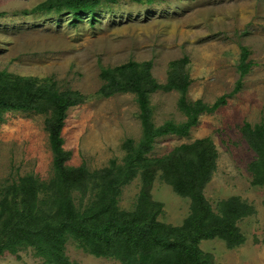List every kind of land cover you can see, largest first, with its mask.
Segmentation results:
<instances>
[{
  "label": "rangeland",
  "instance_id": "374dc122",
  "mask_svg": "<svg viewBox=\"0 0 264 264\" xmlns=\"http://www.w3.org/2000/svg\"><path fill=\"white\" fill-rule=\"evenodd\" d=\"M43 0H0V69L51 77L60 89L73 88L89 98L70 106L62 129L68 163L91 170L120 162L123 142L142 135L139 107L131 92L98 97L103 66L129 60H152L159 82L168 76L172 59L188 56L192 79L187 97L212 103L230 92L239 77L242 46L253 65L243 85L213 112H203L188 135L156 138L150 156L169 153L175 146L210 137L217 150L216 167L204 186L215 211L218 202L238 196L254 208L237 221L241 244L228 247L220 237L199 242L209 254L208 264H264V187L253 183L249 169L256 151L244 138L245 121H264V0H116L103 3L95 19L89 14L74 20L71 14L31 11ZM177 90L151 94L153 120L183 121ZM45 114L12 110L0 119V188L32 173L41 180L53 175V151L45 128ZM141 188L137 175L122 187L119 206L133 209ZM151 194L162 203L158 219L180 225L190 213V199L174 191L160 176ZM77 195V194H76ZM77 202V197H75ZM69 259L80 264H125L113 256H97L69 238ZM0 262L45 264L32 247L16 253L5 250Z\"/></svg>",
  "mask_w": 264,
  "mask_h": 264
},
{
  "label": "trees",
  "instance_id": "16d2710c",
  "mask_svg": "<svg viewBox=\"0 0 264 264\" xmlns=\"http://www.w3.org/2000/svg\"><path fill=\"white\" fill-rule=\"evenodd\" d=\"M114 1L43 0L31 11L68 13L74 20L89 14L93 21L103 3ZM249 54L248 48L242 46L234 88L212 103L188 99L192 79L186 55L169 62L165 82H159L153 75L152 60L103 66L102 84L95 95L133 93L139 107L142 135L139 140L132 137L124 140L122 161L112 158L108 166L92 170L84 163H68L70 152L64 148L62 135L69 107L85 101L89 95L78 89H60L51 77L0 69V119L12 110L45 114L54 171L48 180L28 173L0 188V254L5 250L16 253L30 246L45 264H80L65 253L67 240L73 238L88 252L113 256L125 264H208L210 255L199 247L202 239L220 237L228 247L241 244L244 235L237 221L254 208L240 197L232 196L219 201L215 211L205 197L203 189L217 158L210 137L175 146L164 155L149 153L157 137L188 135L201 113L213 112L226 104L227 97L242 87L243 78L253 65ZM173 89L179 92L178 107L185 119L156 124L151 94ZM241 132L256 151V158L249 165L252 181L264 187V121H245ZM137 175L141 178V188L135 207L123 209L119 206L122 187ZM157 176L190 199V213L180 225L158 219L162 203L151 194Z\"/></svg>",
  "mask_w": 264,
  "mask_h": 264
}]
</instances>
